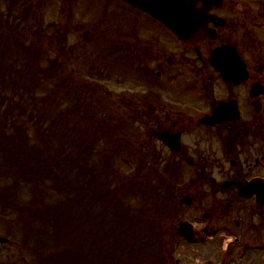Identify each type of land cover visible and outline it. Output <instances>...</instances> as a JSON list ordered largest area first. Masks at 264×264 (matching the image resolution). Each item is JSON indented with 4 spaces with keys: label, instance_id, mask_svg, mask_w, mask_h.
<instances>
[{
    "label": "rangeland",
    "instance_id": "1",
    "mask_svg": "<svg viewBox=\"0 0 264 264\" xmlns=\"http://www.w3.org/2000/svg\"><path fill=\"white\" fill-rule=\"evenodd\" d=\"M239 1L247 5L256 0ZM261 6L259 0L260 14ZM2 16L9 21H18L22 17L29 19L26 42L40 45L43 67L48 70L51 66L55 70L48 78L40 77V90L50 94L53 106L50 118L54 121L53 125L40 131L47 139L44 145L37 141L33 133L35 127L24 125L23 120L28 116L19 118L14 113L8 116L17 124L15 130L21 125L31 131L27 132L28 141L24 142L11 127L6 130L10 140L22 141L24 145L13 147L18 151V164L4 167L0 163V186L3 185V189L13 187V179L19 182L15 201L3 197L0 201V238L7 239L6 244H0V264H18V256L29 258L31 264H39L34 260L35 256L21 252L12 240L33 246H39L41 242L43 245L35 248H41L45 254L59 249L64 253H77L80 245L70 242L67 235L71 231L76 235L84 218L89 222L93 220L87 226L92 225L90 242L98 235V242L103 241L109 249L122 248L128 257H140L145 247L156 252L157 238L160 235L166 238L177 219L174 213L170 217L167 215L180 207V197L174 191L177 186L163 179L161 170L143 160V120L138 103L134 102L142 100L144 92L143 15L120 7L114 0H0V22L4 23ZM246 26L254 32V41L261 52L258 50L264 54L261 16L257 24ZM117 46H120L116 50L120 49L119 55L123 56L125 64L111 68L107 50ZM65 81L71 83L68 90L64 88ZM76 83L83 86L93 100L78 110L71 109L72 103H85L87 96H82ZM95 103L100 107L95 108ZM123 104L127 105L124 112ZM57 105L61 106L57 109L63 113V119L55 109ZM4 110L5 106L0 104V114ZM119 114V124L110 125ZM91 150L96 151L88 153ZM24 155L31 156L34 170L43 173L25 171ZM31 161L27 164L29 169ZM99 171L107 176L101 181L104 183L99 182L102 180L97 174ZM45 173L48 174L46 177ZM98 189L105 191L100 194ZM107 190L110 194H106ZM43 207H50V210L46 212ZM122 207L124 209H120ZM186 217L191 214L187 213ZM4 219L14 220L9 226L14 230L2 228ZM59 219L68 226V234L58 244L47 238L44 230L39 234L46 236L45 241L40 237L34 241L33 235L26 239L21 233L26 222H40L44 229L46 225L61 226ZM176 243L178 247L179 243ZM189 248H180L184 252L182 264H188ZM92 254L96 257L100 250ZM173 256L177 258L174 253ZM128 257L118 253L115 261L121 264ZM44 258H37V261L43 262ZM51 258L49 256L47 261ZM73 260L74 256L70 254L67 264ZM98 263L96 259H90L88 264ZM143 264H152V260L143 258Z\"/></svg>",
    "mask_w": 264,
    "mask_h": 264
},
{
    "label": "flooded vegetation",
    "instance_id": "2",
    "mask_svg": "<svg viewBox=\"0 0 264 264\" xmlns=\"http://www.w3.org/2000/svg\"><path fill=\"white\" fill-rule=\"evenodd\" d=\"M190 15L209 31L192 48L143 12V148L193 201L188 264H264V58L244 41L259 0H196ZM220 47L235 49L230 75L210 63Z\"/></svg>",
    "mask_w": 264,
    "mask_h": 264
},
{
    "label": "trees",
    "instance_id": "3",
    "mask_svg": "<svg viewBox=\"0 0 264 264\" xmlns=\"http://www.w3.org/2000/svg\"><path fill=\"white\" fill-rule=\"evenodd\" d=\"M10 34V33H9ZM3 36V35H2ZM10 36V35H9ZM9 36H4L3 39V47H4V55H8L10 54V50H11V39L9 38ZM14 44L16 46L21 45V47H24V42L22 40H19L17 38L14 39ZM3 57V56H2ZM16 63H18L20 66L15 67V70L13 72V74H9L8 72H6L5 70H3L0 73V79H2L4 81V86L0 88V99H1V103H6L8 109L4 110L3 114H0V143H1V154H0V163L1 165L3 164L4 166H8V167H13L14 163L18 164V160H17V152L13 149V147L15 145L18 146H23L24 142L28 141V138L26 136L27 130L25 126H21L18 125L17 129L20 132V136L22 141H18V142H13L12 140H10L5 131L9 128V127H15V125H17L14 120H10L9 119V115H11L12 113L16 114L19 118H22L23 116H28L23 120L24 125L28 126L29 124H35V127H41L46 129L47 125L45 124L50 123L53 125L54 122H51V118L46 116V113L44 112V108L43 105L39 103V100L42 98H45L46 95L42 92L41 93H36L33 90L29 91L28 87L26 85V80H25V74H27V72L31 69V67L22 61L16 60ZM11 78V79H10ZM17 78V79H16ZM11 82H14V84H12ZM15 108H17L18 110L16 111ZM45 124V125H44ZM32 149L35 151L34 147H32ZM40 153V152H39ZM31 161V165L30 167L33 169H29V167H27L28 162ZM36 160H38V158H36ZM32 162H34L33 158L31 156L28 155H24V164L26 166L25 171H30L31 172H35V173H43V172H39L38 170H34ZM43 170H45V167L42 168ZM48 174L45 173L44 176L46 177ZM4 178V177H3ZM2 178V179H3ZM14 185H17L16 180H14ZM6 188H9L7 186H5ZM102 191V190H101ZM100 191V192H101ZM12 191H8V190H4L3 188H0V201L2 200V197L4 200H11V201H15V198L11 197V193ZM60 205H62L59 202ZM63 206V205H62ZM60 208L62 210H64L63 207L60 206ZM27 209L23 210L26 211ZM43 210H46V212H48L50 210V207H43ZM49 214V213H47ZM37 217L39 219H41L39 214H36ZM51 215V214H49ZM53 216V215H51ZM60 224H62L59 227H51L49 225H46L43 228H41L40 226V222H38L37 224H33L30 222H26L24 227H22V232L24 233V235L26 236V239H28L29 235H33V240L37 241V238L40 237L42 238L44 241L46 240V236L47 238H49L50 240H52L55 243H59L62 239H63V233L66 232V230L68 229V226L65 227L64 224L65 222L61 221L59 219ZM64 223V224H63ZM44 230L46 233V236L44 234H39L40 231ZM68 234V233H67ZM68 236V235H67ZM70 241L73 244H79L80 245V241H75L74 238L70 239ZM43 245V243L40 242L39 246H33L34 249L36 250V252L34 253V256L36 258H38V254H37V248L35 247H41ZM63 249H59L58 252H54L52 254H46L43 255L44 261L43 262H38L39 264H59L57 261H54L51 257H56L58 260L61 259V257L63 256ZM69 254V253H67ZM50 256V260L47 261L48 257ZM76 257V254L74 255V259ZM64 258V257H62ZM55 259V260H57ZM71 264H75V260H73V262Z\"/></svg>",
    "mask_w": 264,
    "mask_h": 264
},
{
    "label": "water",
    "instance_id": "4",
    "mask_svg": "<svg viewBox=\"0 0 264 264\" xmlns=\"http://www.w3.org/2000/svg\"><path fill=\"white\" fill-rule=\"evenodd\" d=\"M126 3L132 5L133 7L143 11L146 10L154 17H163L160 13V11H163V7L166 6L169 2H187L188 0H123ZM152 2V3H151ZM179 8V7H177ZM167 26L173 28L175 32L182 38L184 43H192L191 40H189L193 35L191 34H197V32L187 29V26H191L192 24L188 23H181V22H165ZM196 27H199V25H196ZM217 56H220V53ZM216 64L218 66L221 65L220 61H217Z\"/></svg>",
    "mask_w": 264,
    "mask_h": 264
}]
</instances>
